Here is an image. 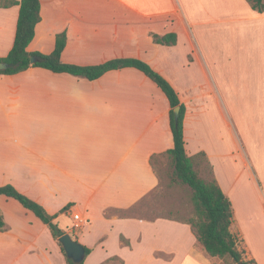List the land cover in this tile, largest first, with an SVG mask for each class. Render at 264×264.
Returning <instances> with one entry per match:
<instances>
[{
  "label": "crops",
  "instance_id": "obj_1",
  "mask_svg": "<svg viewBox=\"0 0 264 264\" xmlns=\"http://www.w3.org/2000/svg\"><path fill=\"white\" fill-rule=\"evenodd\" d=\"M18 12L0 7V58L12 47ZM40 15L29 52L51 53L65 32V63L137 58L171 84L185 106L187 155H207L233 207L237 248L264 264V10L247 0H40ZM168 33L174 44L152 39ZM169 109L135 67L94 80L36 66L0 73V186L55 214L91 249L84 264L112 256L123 264H221L187 223L105 213L157 185L149 158L173 146ZM0 211V264H67L33 212L5 195ZM75 212L85 219L79 228Z\"/></svg>",
  "mask_w": 264,
  "mask_h": 264
},
{
  "label": "trees",
  "instance_id": "obj_2",
  "mask_svg": "<svg viewBox=\"0 0 264 264\" xmlns=\"http://www.w3.org/2000/svg\"><path fill=\"white\" fill-rule=\"evenodd\" d=\"M247 1L252 8L259 11L264 10L263 0ZM14 5L19 6V12L13 44L8 54L0 58L1 61L12 63L14 66L0 70V73L14 74L36 66L56 73L65 72L94 80L109 70L135 67L149 77L168 99L170 105L169 126L173 146L162 153L151 155L149 158V163L158 180L157 185L131 207L127 209L107 210L105 213L148 220L165 217L187 223L199 245L210 256L221 259V264H257L255 259L247 258L243 255V251L237 248L239 237L231 231L233 207L231 201L219 186L207 155L202 151L191 156L186 153L183 137L185 106L180 102L171 84L148 63L137 58H114L96 65L65 63L61 60V53L67 40L65 32L58 33L55 36V46L51 53L29 52L27 46L34 37L37 23L41 20L40 0H0V7ZM152 39L156 43L171 45L176 42V35L174 33L164 35L152 34ZM32 56L36 57V61L33 63L30 60ZM176 107L179 108L177 120L174 114ZM162 158H167L171 167L170 173L164 171L161 173L159 170ZM175 184L177 187H187L189 189L190 206H183L177 210L171 209L170 212L174 213V215L172 213L159 215L156 211H154V214L148 215L144 206L147 197L150 195L158 197L161 193L163 195L162 185L165 186L164 189H167ZM0 195L14 198L48 226L53 238L60 245L67 264H84V260L80 263H74L66 256L61 243L58 241V238L65 232L55 222V214H49L41 204L21 193L9 183L0 186ZM5 229L6 224L0 211V231H4ZM121 240L125 244H129V241L123 236H121ZM82 247L86 256L91 249L85 245H82ZM102 264H123V260L117 256H112Z\"/></svg>",
  "mask_w": 264,
  "mask_h": 264
},
{
  "label": "rangeland",
  "instance_id": "obj_3",
  "mask_svg": "<svg viewBox=\"0 0 264 264\" xmlns=\"http://www.w3.org/2000/svg\"><path fill=\"white\" fill-rule=\"evenodd\" d=\"M162 164L159 168L161 173L171 171V167L167 158H162ZM165 186L162 185L163 195H159L155 197L154 195H150L144 202V206L146 207L147 214H154V211L157 212L159 215H167L171 209L177 210L181 207H188L190 206L189 203V189L187 187H177L176 184L174 186H170L167 189H164ZM183 213V212H182ZM185 214V213H184ZM174 215V213H172ZM186 215V214H185ZM68 220L61 218L59 223L63 225ZM234 264V263H232Z\"/></svg>",
  "mask_w": 264,
  "mask_h": 264
},
{
  "label": "water",
  "instance_id": "obj_4",
  "mask_svg": "<svg viewBox=\"0 0 264 264\" xmlns=\"http://www.w3.org/2000/svg\"><path fill=\"white\" fill-rule=\"evenodd\" d=\"M30 60L33 63L36 61V57L32 56ZM13 66L14 64L12 63L0 60V70H5ZM174 114H175V119L177 120L179 114L178 107L174 109ZM58 241L61 243L65 251V254L69 259H71L74 263H80L81 261H83L85 256L84 248L78 241L74 240L69 233L62 234L58 238Z\"/></svg>",
  "mask_w": 264,
  "mask_h": 264
},
{
  "label": "built area",
  "instance_id": "obj_5",
  "mask_svg": "<svg viewBox=\"0 0 264 264\" xmlns=\"http://www.w3.org/2000/svg\"><path fill=\"white\" fill-rule=\"evenodd\" d=\"M72 219H73V228H79L85 222V219L78 212L72 214Z\"/></svg>",
  "mask_w": 264,
  "mask_h": 264
}]
</instances>
